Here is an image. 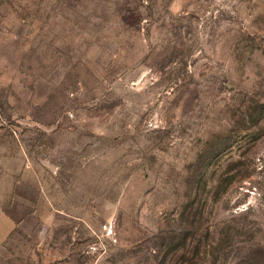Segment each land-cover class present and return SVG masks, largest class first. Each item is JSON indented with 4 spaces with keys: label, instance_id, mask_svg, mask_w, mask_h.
<instances>
[{
    "label": "rangeland",
    "instance_id": "rangeland-1",
    "mask_svg": "<svg viewBox=\"0 0 264 264\" xmlns=\"http://www.w3.org/2000/svg\"><path fill=\"white\" fill-rule=\"evenodd\" d=\"M0 219V264H264V0H0Z\"/></svg>",
    "mask_w": 264,
    "mask_h": 264
},
{
    "label": "crops",
    "instance_id": "crops-1",
    "mask_svg": "<svg viewBox=\"0 0 264 264\" xmlns=\"http://www.w3.org/2000/svg\"><path fill=\"white\" fill-rule=\"evenodd\" d=\"M0 220H2V219H0ZM2 222H3V227L0 225V228H2V231H3V232H4V228H5L7 225L9 226L8 228H11V224H10V222H9V224H8L6 219H3ZM2 222L0 221V224H1ZM4 233H5V232H4Z\"/></svg>",
    "mask_w": 264,
    "mask_h": 264
}]
</instances>
